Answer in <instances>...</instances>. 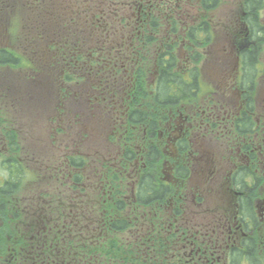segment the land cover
<instances>
[{
	"label": "flooded vegetation",
	"instance_id": "af4514ba",
	"mask_svg": "<svg viewBox=\"0 0 264 264\" xmlns=\"http://www.w3.org/2000/svg\"><path fill=\"white\" fill-rule=\"evenodd\" d=\"M155 3H134L138 12L124 22L116 13L101 16L93 30L103 34L84 39L74 51L65 44L57 54H50V48L34 53L38 62L29 66L31 72L55 81L45 96L35 78L26 85L24 52L11 51L9 38L0 31V51L17 60L16 67L0 64V145L6 146L0 151L5 175L0 187L9 180L8 166L17 161L32 193L28 200L17 195L6 203L3 213L9 221L14 216L12 225L18 223L20 228H15L25 233L14 242L23 245L15 249L7 220L1 223L5 240L0 243L5 248L0 264H20L18 250L27 253L29 264H255L259 259L264 264V63L260 57H255V69L251 62L248 67L241 63L252 46H244L246 35L237 28V5L220 13V21H233V26H221L225 30L220 28L219 35L211 28L213 40L198 57L184 33L188 24L206 23L200 19L201 0H164L161 15ZM217 8L206 10L209 18ZM156 16L160 21L153 20ZM156 24L162 25L164 36L155 41ZM94 44L99 52L84 51ZM174 44L173 63L169 49ZM31 45L18 42V50ZM149 45L150 53L141 51ZM161 47L163 52L157 54ZM16 69L17 80L8 73ZM71 74L82 75L85 82L72 84ZM170 74L175 75L173 82H168ZM164 84L174 87L178 100L159 108L156 103L165 99L157 95ZM69 87H81L88 95L83 118L77 110L70 111L71 118L65 111L58 114L71 96ZM46 111L49 140L29 141L27 148L21 138L16 152L11 137L18 129L9 126L21 129L18 137L28 130L14 121L15 116L34 119L38 130ZM64 125L59 147L54 140ZM77 146L86 149L84 165L76 171L82 175L79 183L71 163ZM26 149L35 153L37 173L27 163ZM48 149L49 159L43 164L41 157ZM60 150L67 159L59 170ZM25 170L34 174L31 180ZM38 173L48 181L33 182ZM51 181L54 184L45 185ZM57 184L63 190L58 191ZM51 189L50 195L44 192ZM112 215L126 220L128 227L117 232L110 224ZM66 221L71 243H59L58 228ZM79 233L85 235L78 237ZM87 233H96V241ZM39 237L51 243H40ZM26 242L35 243L33 252L44 248L50 255L41 251L42 258L33 257L23 247ZM93 247L101 251L96 258ZM105 248L114 249V254L105 256ZM256 249L259 257L253 255Z\"/></svg>",
	"mask_w": 264,
	"mask_h": 264
},
{
	"label": "trees",
	"instance_id": "16d2710c",
	"mask_svg": "<svg viewBox=\"0 0 264 264\" xmlns=\"http://www.w3.org/2000/svg\"><path fill=\"white\" fill-rule=\"evenodd\" d=\"M3 1H7V0H0V2ZM9 1V0H8ZM14 3L18 2V0H13ZM103 1H105V5L108 7L109 10L113 9L114 6H118L120 3H131L134 2V0H30L27 4L28 6L26 7L25 5L23 6L24 8H27V20L32 21V25H30L28 27V35L30 32H33L32 35L36 34L37 36H32V40H35V44L38 42L36 41V39H39L40 37H44L46 35H42V29H46L47 26H49L50 24L46 21L50 20L51 18V13L54 14L56 13L54 10H58V13H65V20L66 23H64V28H68V33L73 35V27H76V25L80 22V18L86 14H88V10L87 9H92L95 8L96 6H98L99 4H101ZM13 3V4H14ZM219 4V0H201V5L203 7L204 10H210L212 8H215L217 5ZM10 5V4H9ZM264 6V0H243L242 1V8L243 11L245 13V20L247 21V24H249L250 28L255 30L253 32L254 36H257L258 32H262V30L260 27V24H258V19H257V11L262 8ZM37 7V8H36ZM69 10V11H66ZM91 18L92 16H94L95 14H97L98 12H91ZM63 16V15H62ZM57 19L59 20L60 15L56 14ZM89 17V16H87ZM90 18V17H89ZM55 19V17H54ZM28 22V21H27ZM206 27H202V25L196 27V28H189L187 31V38H189L190 40L192 39L194 42V44H198L200 46L206 44L208 42V37H209V32H208V25L207 23H204L203 25ZM26 29V26H25ZM34 29H37V31L34 32ZM174 29V27H173ZM72 32V33H71ZM47 33V32H46ZM68 34V35H70ZM207 34V35H206ZM261 35V33H259ZM204 36V38H203ZM26 36H23V38H25ZM149 40L151 41L152 38L148 37ZM46 39L43 38L41 40V42L45 41ZM41 45H43V43H41ZM35 50V49H34ZM39 50V47H38ZM144 51L149 53L150 50L148 49V46L144 47ZM45 52V49H44ZM170 52L172 53L170 55V60L174 63L176 60V57L174 55L175 53V49L174 48H170ZM258 54V50L257 49H253V51H251L250 55H248L246 57V64L245 67H248L250 65L249 62H251V66L254 65L255 63V57ZM160 60H161V56H160ZM0 64H8L11 67H16L15 64H17V60L15 58L14 55H12L9 52H3L0 51ZM172 69V68H171ZM172 77H175L174 74H170L169 75V81L168 82H173V80L171 79ZM167 82V81H166ZM164 83V82H162ZM164 87H159V92H158V99L163 100L162 102L156 103L159 108H162L164 106V104H166V102H171V101H175L178 100V92L174 91L173 88L174 87H168L165 84L163 85ZM185 87H187V89H191L192 87H190V85L188 83L185 84ZM176 89L178 87H175ZM26 89H28L26 87ZM30 89V88H29ZM189 89V90H190ZM32 89H30L31 91ZM174 102V103H175ZM16 104V102L14 101H10V105ZM160 112V111H159ZM71 163L75 169L74 171V176H75V183H79L81 182V177L82 175L79 173H76L77 170L82 169L83 165H84V159L80 158V157H75L71 159ZM9 168V180L7 182H5L1 187H0V219L3 220H7L9 221V218L7 217V215H5L3 213V211L5 210V207H7V202L11 200V198H15L19 191L22 189V186H24V177H23V170L21 168V166L18 164L17 161L14 162V164H10L8 166ZM60 170V169H59ZM27 170H25L24 172V176L28 175V180L32 179V175L34 176L33 173H28ZM35 178V177H34ZM52 183V182H51ZM62 194H64L63 191H61ZM47 195H50L51 191L48 190V192H46ZM10 208H13L11 205H9ZM8 208V207H7ZM17 217V216H15ZM63 217V216H62ZM111 226L115 225L116 227H113V229L118 231L121 230H125L128 227V223L126 220L124 219H120L119 215H117V217L115 215L111 216ZM11 220V219H10ZM11 222V221H10ZM64 226V227H63ZM118 226V227H117ZM61 232V235L58 238L59 243H71V239H70V233L68 231V223L63 222L60 223L59 228H58ZM29 232V231H28ZM8 233L10 234V243L11 245L17 249V245H23V243H14L15 241H19L21 239V234H24V231L18 230L15 228V225H12L11 223V227L9 228ZM51 233L53 234V230H51ZM4 234L1 230H0V241H4ZM31 234V233H29ZM78 234V231H77ZM85 235L84 233H79L78 237H81L80 235ZM88 237L90 240H93L94 242L96 241V233H87ZM39 239L40 243H51V239L45 240L43 237H39L37 238ZM75 243H79L78 240L75 241ZM101 243H103L101 241ZM110 243H114V241H111ZM25 249H27L28 251H36V245L34 242L28 244V242H26L23 246ZM2 248H5V243H0V255L3 253L2 252ZM112 248V247H111ZM46 249H41L38 250L37 252H33L32 256L33 257H37L39 255V253L41 251L45 252ZM50 250V249H48ZM114 249H112L110 251V249L105 248V256H110L112 254H114ZM99 252L101 253L100 249L98 247H93L92 248V252L91 254L93 255L94 258H96L99 255ZM17 256H18V262L20 264H29V259L27 258V253L22 251V250H18L16 252ZM45 256H49L50 254L47 252H45L44 254ZM254 256L259 257V253L256 250H254L253 253ZM66 256V254H65ZM67 257V256H66ZM39 258H42L39 255ZM77 258H80V254L77 255ZM75 260V259H74ZM66 264V263H65ZM76 264V263H75ZM255 264H262V261L256 260Z\"/></svg>",
	"mask_w": 264,
	"mask_h": 264
},
{
	"label": "rangeland",
	"instance_id": "374dc122",
	"mask_svg": "<svg viewBox=\"0 0 264 264\" xmlns=\"http://www.w3.org/2000/svg\"><path fill=\"white\" fill-rule=\"evenodd\" d=\"M19 1L21 2V6L18 5L16 7L15 4H13L14 3L13 0H9V1L7 0V3L6 4H10V6H9V8H7L6 17L4 16L3 17V22L1 21V23H0V31L1 32L4 31V29L6 27L7 28V35L11 39H17L19 37L26 36L25 38L27 39V41H30V40H32V38H31L32 36H37L36 34L32 35L33 32H30L29 35L27 33L28 27L30 25H32V21L27 20L28 12H27V8H26L28 6L27 3L30 0H19ZM233 1L234 0H222V3L216 9V11H218V13L217 14L214 13L213 14L214 16H212V18H209V20H208L209 25H210V27L209 26L207 27L208 32L212 28V32L213 33L216 32L217 35L219 34V30H220V28H222L221 27V24H222L221 22L222 21H220V18H221L220 13H221V11L223 9L224 10H229V9L233 8L234 5H237L236 4L237 3V0L234 1V4L231 3ZM22 5H25L26 7L24 8V7H22ZM54 11L56 13H54V14L51 13L50 20H48L46 22H48L50 24V26L52 25L49 29H51V30H53V31L56 32L57 27L54 24V21H55L54 17H56V14L58 13V10H54ZM257 19H258V24H259V21L264 20V6L257 11ZM25 26H26V29H25ZM216 26H218V27H216ZM202 27H206V24H205V26L202 24ZM261 30H262V28H261ZM35 31H37V29H34V32ZM49 31L50 30H46V29L43 30L42 29V35L48 36V38H45V39H50V44L51 45L53 43L55 46H58V45L60 46V42L62 41L63 37H61L59 35L49 36L50 35ZM33 43H34V41H33ZM210 43H211V41H210ZM69 45H70V47H73L74 46L73 43H69ZM200 51L203 52V51H205V49H202ZM259 51H260V53H259L260 54L259 55L260 61L261 62L263 61V63H264V46L260 47ZM53 52H56V51L53 50ZM25 53L27 55L30 54L28 48L25 49ZM51 54H53V53H51ZM255 63H256V61H255ZM255 65L251 66V68L252 69H255ZM17 70L18 69L12 70V71L11 70L10 71L7 70V71L9 73L10 77L11 78H14L12 75L14 73H16ZM203 70L205 72V68ZM25 73H28L30 76H32V77H34L36 79V80H33L34 83L35 82H38V84L42 83V85L44 87H48V86L51 87L52 84H55V81L54 80H52V82L49 81L48 80V77H46L44 74L37 75L36 73L31 72V70H27V72H25ZM250 73L253 75L255 73V71H250ZM71 77H72V84L75 83L76 81H80V79H81V81L80 82H76L77 84H82V83L85 82V78L82 75L72 74ZM14 79H16V78H14ZM68 91L71 93V96L66 101V103L63 104V107L65 108V110H62L61 109L60 111H65L66 117L67 118L68 117L71 118L72 117V114L70 113V111L75 112L77 110V114L78 113H81V117L80 118H83V116L85 114H87V112H88V104L86 102L88 95H86L85 93L82 92L81 87H69ZM19 110H21V109H19ZM58 114H60V113L58 112ZM46 116H47V111L44 114H42V116H40V118H39V124L40 125L38 126V130L35 128L36 123L33 122L34 119L29 118V120H25V118L20 119V118H17L15 116L14 121L24 124L26 126V129L28 130V132H25V131L22 132L19 135V137H18V131L20 132L21 129L17 128V125H11V126H9L13 130H15V129L17 130L18 129L17 136H15V135L12 134V137H11L13 139L12 144L15 145L14 149L16 150V152L18 151V144L21 145L20 143L21 142L23 143V141L21 140V138H25L26 139L25 143L27 145V148H28V142L29 141H37V142L40 141V142L46 143L47 140H49L48 132L45 130V128H48V125L46 123ZM99 118H100V115L98 113H96L95 119H99ZM59 120H60V115H58V121ZM59 124H62V122L60 121ZM61 128L62 129L64 128L63 130H64V133H65L66 127H61ZM39 130H41V131L39 132ZM61 136H62V134L59 133L58 134V137L61 138ZM113 140L114 139H112L111 141H113ZM14 141H15V143H14ZM59 142H60V140H59ZM4 148H6L5 145H0V151H3ZM85 152H86L85 146L84 147L77 146V149H74V153H73L72 156H74V157H80V156L84 157V153ZM25 153L27 155V163L29 162V164L32 166V168L33 167H38L37 162H32V159L35 157L34 151L33 150L26 149ZM48 154H49V149L45 153L44 156H46ZM1 158L2 157H0V159ZM41 163L47 164V160L45 158H42ZM35 172L37 173V170H35ZM36 175H37L36 181H33V182H38V183L42 182L43 183V182H47L48 181V176H47V178H45L46 177L45 174L38 173ZM1 177L4 179L5 175L3 174V170L1 168V162H0V183H2ZM34 180H35V178H34ZM29 184H31V183H29ZM28 185L27 186L26 185L23 186V188L19 191L18 196L16 198L21 197V196H25L26 197V200L30 199V197L32 196V193H29V191L27 190V188L29 187ZM45 185H47V184H45ZM56 189L58 191L63 190L61 187H58V186H57ZM24 190H25V193L23 192ZM50 191H52V189ZM64 193L66 194V191H64ZM22 201H24V200H21V202ZM10 219H11L10 220L11 222L10 221H7V224L9 226V228L11 227V223L15 220V218H14V216L10 215ZM4 221H5V219H3V220L0 219V225H2L1 223L4 222ZM15 225H17V227L20 228V225L18 223L15 224ZM1 231L3 233L5 232V230H1ZM9 239H10V234H9ZM4 240H5V234H4Z\"/></svg>",
	"mask_w": 264,
	"mask_h": 264
}]
</instances>
